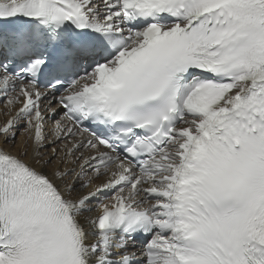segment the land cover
Instances as JSON below:
<instances>
[{"label":"snow or ice","instance_id":"snow-or-ice-1","mask_svg":"<svg viewBox=\"0 0 264 264\" xmlns=\"http://www.w3.org/2000/svg\"><path fill=\"white\" fill-rule=\"evenodd\" d=\"M0 264H264V0H0Z\"/></svg>","mask_w":264,"mask_h":264},{"label":"bare ground","instance_id":"bare-ground-1","mask_svg":"<svg viewBox=\"0 0 264 264\" xmlns=\"http://www.w3.org/2000/svg\"><path fill=\"white\" fill-rule=\"evenodd\" d=\"M5 119V114H4V102L2 98H0V121Z\"/></svg>","mask_w":264,"mask_h":264}]
</instances>
